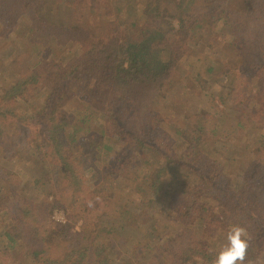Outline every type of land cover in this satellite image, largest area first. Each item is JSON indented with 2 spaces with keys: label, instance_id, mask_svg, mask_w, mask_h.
Wrapping results in <instances>:
<instances>
[{
  "label": "trees",
  "instance_id": "1",
  "mask_svg": "<svg viewBox=\"0 0 264 264\" xmlns=\"http://www.w3.org/2000/svg\"><path fill=\"white\" fill-rule=\"evenodd\" d=\"M128 1L0 0V20L16 13L30 19L22 32L26 38L39 37L32 65L41 64L12 86L0 87L4 253L33 258L36 264H89L91 258L110 264L113 258L105 256L109 247L97 242L102 225L109 223L108 233L117 228L142 232L139 240L133 237V256L120 264H143L139 260L148 255L147 264L152 258L155 264H213L220 248L205 238L226 239L230 225L238 223L251 237L246 261L264 263V160L259 156L264 146V64L259 62L264 59V0H236L235 5L231 0H134V7ZM225 27L230 40L220 48L225 62L216 80L228 92L225 102L239 108L247 101L248 130L255 139L245 134L244 149L253 152L245 160L238 153L240 144L229 152L231 170L206 149L213 141L206 109L184 116L178 129L186 144L182 149L172 141L170 121L168 127L164 115L154 111L161 101L171 100L173 111L186 104L172 103L171 97L180 64H205L204 54L218 51L209 35L223 38ZM59 35L70 42L73 54L57 60L48 55L59 52L53 47ZM204 37L207 46L194 53ZM213 64L209 71L217 70ZM194 83L199 96L209 94L198 87L199 78ZM79 92L75 121L67 114ZM96 118L103 120V128L90 125ZM15 141L19 149L3 148ZM213 145L217 147L215 140ZM23 156L33 186L47 193L44 200L23 195L3 199L2 187L18 180L12 163ZM108 160L114 162L111 169L104 165ZM183 174L192 177L194 186L188 203H178L171 213L172 222L150 233L134 226V216L162 201V193L170 194ZM126 185L133 197L120 191ZM63 208L82 218L80 231L67 222L52 226V211ZM198 223L204 239L197 236ZM164 233L167 243L159 244L156 254L154 243ZM141 250L151 255H139ZM0 264L9 263L0 257Z\"/></svg>",
  "mask_w": 264,
  "mask_h": 264
},
{
  "label": "rangeland",
  "instance_id": "2",
  "mask_svg": "<svg viewBox=\"0 0 264 264\" xmlns=\"http://www.w3.org/2000/svg\"><path fill=\"white\" fill-rule=\"evenodd\" d=\"M199 1L203 2L204 0ZM58 2L66 4L68 3V0H58ZM128 2H133V7L135 6L134 0ZM236 2V0H231L232 5H235ZM239 10L242 11L243 9ZM240 14H243V12H241ZM74 15L75 19H78L80 17V14L77 11L74 13ZM27 22H31L27 16L17 13L7 19L5 18L3 20H0V87L12 86L22 75L25 76L27 74H30L41 66V64L37 67H34L32 65V60L37 56L38 45L36 41L40 42V39L39 37L33 38L32 35L34 34H32L29 38H26L24 36L22 30L25 28L27 29V26H29L30 24H27ZM172 25L176 28L178 27L176 21H173ZM225 29L227 30V33L223 36V38L222 35H218L215 33L209 35V37H211L209 43H214V49H217L218 51H216L215 53V51L211 50V52L214 53L210 52L204 54L203 60H206L205 64L199 63V65L197 63V65H194L189 61L186 62V65L188 67H185L183 63L180 64L178 68V71H180V73L176 74L174 83L172 84L175 95H172L171 97L173 98L172 103H174L175 100H179V102H185L186 104H178V106L175 105V111H173L171 110V100L164 102L161 101L158 104L155 103V109H159L154 111H159L162 113V115H164L168 127L170 121L171 129H169V132L172 134V141L175 146L182 149L186 146V144L183 141L182 137L179 135L178 129L181 128L182 124H184V116L187 114H192L195 111H199L201 109H206L210 114L209 127L212 136L211 141L213 140L212 142L210 141L211 144L210 146H207L206 149L212 150V157H216L221 161L225 162V168L227 170H231L232 164H230L229 161V152L235 150V147H239L238 144H240V148L242 150H240L238 153L242 157H244L245 160L246 157L250 156L253 153L244 149L245 141L243 139L245 137V134H247V138L250 137L253 141L255 139L253 138L254 134L252 133V131L248 130V128L251 126V123L249 124L248 112L244 109L246 104H248L247 101L243 103V107L239 108L236 106V104L225 102V96L228 95V92L226 89L221 87L216 80L218 77H221V73L219 72V65H221V62H225L224 51H221L220 48H224L226 45H228L230 40V35L228 33L229 27H225ZM205 38L206 37H204V39L201 40L199 46L195 50H193L194 53H201L199 49H201L203 45H206L204 43L206 42ZM197 39L198 37L196 38V40ZM69 43L70 42H68L66 38L60 37L59 35L55 45L53 46L57 47L59 49V52L50 53L48 57L50 58V55H52V57L57 60H59L61 55L71 57L73 52L69 47ZM41 46L44 48L43 42ZM203 51L204 50H202V52ZM213 62H215L217 70L209 71L208 69L213 64ZM259 62L261 64H264V59H260ZM195 78H199V80L201 81L198 87L204 88V92H209V94L199 96V88H192V86L196 85L194 83ZM84 84L86 83L84 82L82 85ZM204 85L207 86L204 87ZM170 92L172 94V88ZM221 94H223V96H219ZM84 101L86 100L83 97V102ZM72 102V105L69 107L70 112L67 114V116L77 121V116L74 110L78 108L77 106L80 102V92L76 94ZM202 102H204L206 105L200 106ZM253 108L255 111L257 110L256 107ZM19 110L24 113L29 112L23 106H20ZM90 125H92L95 129H101L104 126L103 120L99 118H96L94 122L90 123ZM26 130H28V128H25V131ZM214 140L216 141L218 149L217 147L214 148ZM13 143H16V141L10 143L12 147ZM8 144L9 143H5V147L2 145L3 148L8 151H15L20 148V145L18 143H16L15 147L13 148ZM255 147L258 146L255 145ZM261 149L263 153H259V156L262 157L263 162L264 146ZM255 150L258 151L257 148H255ZM1 152L2 151H0V154ZM24 156H26V154ZM24 156L19 158L16 162L12 163V169L18 175V180L17 182L13 183L10 187H8V189L6 187H2L3 194H5L3 195V199H16L19 195H23L28 196L32 199H37L38 201L44 200L47 197L46 191L39 190V188L34 187L31 182V179H34L32 178V169H26V166H22L24 164H27L26 160L22 162L20 161L21 159H24ZM1 159L2 157L0 155V161ZM105 163L106 164L104 165H109L110 169L112 168L110 163L114 164V162L110 160L106 161ZM236 163L240 164L241 162ZM33 168L35 171V166H33ZM231 173L232 172H230V174ZM183 176L184 177H182V179L181 176H179L178 182L172 185V187L169 189L171 195L167 193H162V201L160 200L156 202L158 204H151L148 207L147 211L145 210L142 213L139 211L134 216V226L139 225L140 228H145V232L150 233L153 228H163L164 224L172 222L171 213L173 212V210H175V208H177L178 203H188L192 192V186H194L192 177L190 178L189 175L186 174H183ZM120 191L123 192V195L126 197H133L128 185H126L125 187H120ZM51 222L52 226H55L57 222L70 223L73 226V229H75V231H80L83 223L82 218L79 217V215L75 211H73L72 209L67 210L66 208L54 209L52 211ZM6 223V217L4 218L3 215H0V230L3 229V225H5ZM108 224L102 225V229H104V231H102V234L97 238V242L101 246L106 247V249L109 247V251L106 253L105 256L107 258H113V262L110 264H120L122 262H125L127 258L133 256V254L135 253L134 250L136 249L135 247H137V244H135V240L133 241V237L139 240L138 236L142 235V232L138 229H130V231L122 233L117 228L115 231L108 233L107 230H109L110 228ZM197 226H200L199 223L197 224ZM175 228H172V231H174ZM196 231L197 236H199V238L201 239H204V236L201 235L203 231V225L196 228ZM167 238V234L164 233L162 237L156 243H154L153 249L155 250L156 254L159 250V244L165 245L167 243ZM216 238L217 237H207L205 238V240L207 243H210L213 247L221 248L226 243V239L216 240ZM200 241L202 243L205 242L203 240ZM4 248L5 245L0 239V257L6 260L7 263L36 264V262L34 261L35 259L33 258L13 256L12 252L4 253ZM142 253L150 254L148 250H141L139 255ZM105 256L104 254L102 255L103 260L106 259ZM148 258L149 255L147 256V258L143 260L140 259L139 261L143 264H147L146 262H148ZM154 262L155 259L152 258L150 264H155ZM246 262L247 261L245 260V264H264L262 261H259L257 263ZM89 264L107 263L99 261L98 258H91L89 260Z\"/></svg>",
  "mask_w": 264,
  "mask_h": 264
},
{
  "label": "clouds",
  "instance_id": "3",
  "mask_svg": "<svg viewBox=\"0 0 264 264\" xmlns=\"http://www.w3.org/2000/svg\"><path fill=\"white\" fill-rule=\"evenodd\" d=\"M88 206L92 207L93 201L89 200ZM250 239V234L244 226L231 224L226 233V243L216 254L213 264H245Z\"/></svg>",
  "mask_w": 264,
  "mask_h": 264
}]
</instances>
